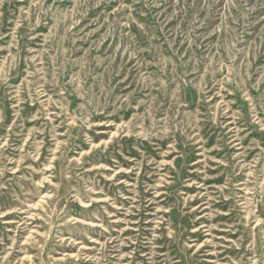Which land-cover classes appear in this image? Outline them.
<instances>
[{"label": "rangeland", "instance_id": "obj_1", "mask_svg": "<svg viewBox=\"0 0 264 264\" xmlns=\"http://www.w3.org/2000/svg\"><path fill=\"white\" fill-rule=\"evenodd\" d=\"M0 264H264V0H0Z\"/></svg>", "mask_w": 264, "mask_h": 264}, {"label": "bare ground", "instance_id": "obj_2", "mask_svg": "<svg viewBox=\"0 0 264 264\" xmlns=\"http://www.w3.org/2000/svg\"><path fill=\"white\" fill-rule=\"evenodd\" d=\"M14 222V221H13ZM25 242V241H24Z\"/></svg>", "mask_w": 264, "mask_h": 264}]
</instances>
